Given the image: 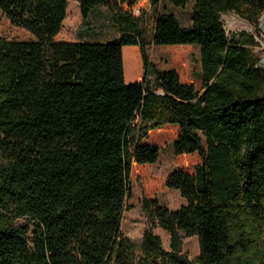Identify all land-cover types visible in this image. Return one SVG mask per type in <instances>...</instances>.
<instances>
[{
	"label": "trees",
	"instance_id": "16d2710c",
	"mask_svg": "<svg viewBox=\"0 0 264 264\" xmlns=\"http://www.w3.org/2000/svg\"><path fill=\"white\" fill-rule=\"evenodd\" d=\"M68 1L0 0L33 37L0 36V264H264V66L256 38L230 37L221 20L257 25L264 0H194L189 26L160 13L151 33L124 7L135 0H76L83 19L105 6L118 36L58 41ZM152 44L198 46L202 91L151 61ZM127 45L141 61L123 60ZM165 125L178 128L176 155L199 157L164 181L178 209L142 200L169 250L152 228L136 245L120 227L132 164L158 160L144 139ZM182 235L197 236L193 260Z\"/></svg>",
	"mask_w": 264,
	"mask_h": 264
},
{
	"label": "rangeland",
	"instance_id": "374dc122",
	"mask_svg": "<svg viewBox=\"0 0 264 264\" xmlns=\"http://www.w3.org/2000/svg\"><path fill=\"white\" fill-rule=\"evenodd\" d=\"M193 1L187 0L184 7H176L165 0H158L155 9L150 7L147 0H135L134 3L142 7L143 24L146 25L148 33H151L154 20L160 13L172 14L182 26H189ZM64 20L60 35L58 34L56 38L58 41H66L62 36L66 33L71 35L73 41L106 42L118 36V30L110 20L109 10L105 6L96 7L86 19H83L78 2L69 0ZM221 20L230 37L237 33H245L256 38L259 46L252 48V57L253 60L258 59V63L264 66V12L257 25L250 24L235 13L222 14ZM0 36L18 41L33 38L25 29L12 25L1 12ZM148 55L160 69H175L179 73L181 81L191 83L197 90L202 91L198 46H156L152 44L148 48ZM140 77L128 80L134 81ZM177 134L178 128L174 125H165L150 131L144 142L155 144L160 148L158 160L152 164H132L130 171L131 197L126 200L130 209L124 210L120 227L121 232L133 240L136 245L140 244L143 232L147 228H152L153 232L160 236L163 248L169 250V233L149 220L142 210V200L144 198L157 199L159 203L170 210H176L185 203L179 191L167 188L164 181L176 169H183L192 173L194 165L199 162V157L197 154L176 155L174 153L172 144L177 138ZM182 252L191 260L198 255L197 236H183Z\"/></svg>",
	"mask_w": 264,
	"mask_h": 264
},
{
	"label": "crops",
	"instance_id": "0c3cea01",
	"mask_svg": "<svg viewBox=\"0 0 264 264\" xmlns=\"http://www.w3.org/2000/svg\"><path fill=\"white\" fill-rule=\"evenodd\" d=\"M62 28H61V30H62ZM58 34L60 35V32ZM58 34H57V36H58ZM57 36L55 37V39L57 38ZM62 36L66 39V41H73L72 38H71V35L68 34V33H66V34H64ZM122 53H123V60H124L125 56H127V57L137 56V58L140 59V53H139L138 46H123ZM140 61H141V59H140ZM126 82H131V81L128 80Z\"/></svg>",
	"mask_w": 264,
	"mask_h": 264
},
{
	"label": "built area",
	"instance_id": "2783aa9c",
	"mask_svg": "<svg viewBox=\"0 0 264 264\" xmlns=\"http://www.w3.org/2000/svg\"><path fill=\"white\" fill-rule=\"evenodd\" d=\"M147 1L149 4L150 0H147ZM148 4H147V6H148ZM124 5H125L124 7L126 9H128L132 13L133 16H135V17H141L142 16V12H143L142 7L135 5V3L131 7H128L126 4H124Z\"/></svg>",
	"mask_w": 264,
	"mask_h": 264
}]
</instances>
